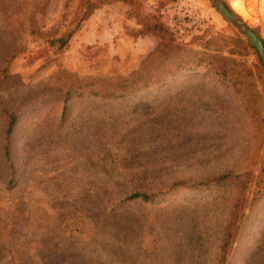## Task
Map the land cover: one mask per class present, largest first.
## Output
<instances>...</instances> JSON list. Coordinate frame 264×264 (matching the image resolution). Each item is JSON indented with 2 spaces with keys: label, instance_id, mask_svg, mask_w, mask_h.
<instances>
[{
  "label": "rangeland",
  "instance_id": "rangeland-1",
  "mask_svg": "<svg viewBox=\"0 0 264 264\" xmlns=\"http://www.w3.org/2000/svg\"><path fill=\"white\" fill-rule=\"evenodd\" d=\"M225 2L264 39V0ZM77 21L63 48L45 42ZM43 24L0 84L1 99H26L11 160L0 153V264H212L236 201L223 264H264V71L246 39L209 0H48ZM214 37L249 72L245 98L196 71L126 100L73 98L62 118L39 99L59 72L126 76L161 41L203 50ZM135 189L158 196L121 200Z\"/></svg>",
  "mask_w": 264,
  "mask_h": 264
},
{
  "label": "trees",
  "instance_id": "trees-1",
  "mask_svg": "<svg viewBox=\"0 0 264 264\" xmlns=\"http://www.w3.org/2000/svg\"><path fill=\"white\" fill-rule=\"evenodd\" d=\"M48 0H0V84L11 78L12 73L8 71L10 61L18 55L21 50V41L25 36L42 38L45 35L43 30V17ZM225 7L231 11L225 0H222ZM95 7L92 1H86L84 10L80 18L86 16ZM232 12V11H231ZM78 21L73 27L66 29L56 37L46 38L48 45H55L57 49L63 48L72 33L77 28ZM145 28L150 31H158L160 36L164 27L157 22L148 23ZM258 36V35H257ZM264 48V39L258 36ZM225 39L219 41L214 37L206 39L200 44L203 50L191 49L188 44L169 43L161 41L146 57L141 64L126 76L109 77H87L83 79L73 78L71 75L59 72L49 79V83L44 93L39 99L60 103L59 118H62L67 109L69 101L73 98H91L99 102L126 100L136 95L149 86H162L166 78L182 75L187 72L203 71L212 74L221 81L229 83L241 98H245L243 85L245 88L249 83L245 81V76L249 72L243 69V62H239L229 55H224L220 50L224 46ZM252 49L257 64L258 71H264L255 49L246 42ZM243 77V81H241ZM26 99H16L13 103L0 98V117L3 119L4 130L0 140V153L3 161H10L12 151L10 149V139L14 130L21 121L23 102ZM224 178V174L216 175L212 181H197L183 183L186 187H198ZM176 185H180L176 183ZM171 186V185H170ZM264 191V187L262 189ZM261 193V192H260ZM158 196L155 192H147L141 189L122 192V201L153 202ZM226 217L217 236V246L215 260L212 264H223L224 254L232 238V224L236 216L235 205ZM1 205V204H0ZM4 225V224H3Z\"/></svg>",
  "mask_w": 264,
  "mask_h": 264
},
{
  "label": "water",
  "instance_id": "water-1",
  "mask_svg": "<svg viewBox=\"0 0 264 264\" xmlns=\"http://www.w3.org/2000/svg\"><path fill=\"white\" fill-rule=\"evenodd\" d=\"M216 12L227 21L246 41L253 46L261 63L264 65V48L257 34L237 15L229 11L222 0H209Z\"/></svg>",
  "mask_w": 264,
  "mask_h": 264
}]
</instances>
